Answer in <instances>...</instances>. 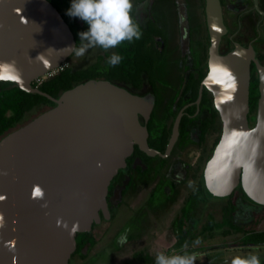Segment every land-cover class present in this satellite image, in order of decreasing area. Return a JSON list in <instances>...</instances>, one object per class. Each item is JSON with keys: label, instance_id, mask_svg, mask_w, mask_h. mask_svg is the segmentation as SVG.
Instances as JSON below:
<instances>
[{"label": "water", "instance_id": "obj_1", "mask_svg": "<svg viewBox=\"0 0 264 264\" xmlns=\"http://www.w3.org/2000/svg\"><path fill=\"white\" fill-rule=\"evenodd\" d=\"M252 3L264 16L259 0ZM203 11L207 72L195 102L200 103L203 88L208 90L221 123L220 138L204 165V186L210 195L226 197L240 185L247 201L264 206V64L251 44L232 36V48L220 51L228 32L220 0H204ZM75 44L48 0H0V81L55 103L0 139V264H67L76 235L90 231L101 214L109 218V185L134 146L165 158L178 140L184 107L174 118L164 152L149 146L145 123L155 100L150 93L88 79L55 98L32 85L62 66ZM252 64L259 98L250 125Z\"/></svg>", "mask_w": 264, "mask_h": 264}, {"label": "rangeland", "instance_id": "obj_2", "mask_svg": "<svg viewBox=\"0 0 264 264\" xmlns=\"http://www.w3.org/2000/svg\"><path fill=\"white\" fill-rule=\"evenodd\" d=\"M132 3V15L137 23L145 24L153 18L166 34L165 55L156 68L158 103L153 110V122L157 128L164 123L171 125L179 91L187 73L194 70L193 64L201 55L198 41L206 34L204 0H132ZM223 4L229 31H236L233 39L241 40L243 44L251 43L256 53H261L264 50V19L259 20L250 0H223ZM238 15L243 25L237 29L233 21ZM229 35H224L221 41V52L232 47ZM252 37L257 42L252 43ZM103 52L97 47L89 48L83 56L74 53L63 66L80 69L101 63V57L108 60L114 50H108L109 55ZM52 75L46 74L33 82L38 85ZM126 86L138 95L151 92L147 83L140 89ZM45 109L43 104L34 106L15 128ZM216 134L210 133L205 143L200 145L197 129L191 126L165 161L157 157L146 163L143 161L142 172L122 169L113 183L114 190L109 200L112 216L92 228L96 243L90 251L88 247L82 250L84 256L88 252L84 259L76 255L75 264H91L92 260L94 264H100L101 257L104 264H145L144 257L156 256L158 252L168 256L187 255L193 258V264H231L236 256L253 254L259 257L260 264H264V246L238 248L233 241L238 237L241 239L242 235L226 233V226L212 232L204 231V228L200 231L208 223L209 215L217 222L224 219V207L228 202L227 197L209 196L202 182L204 165L212 154ZM136 161L141 165L139 159ZM128 173H131V182L122 194ZM182 208H185L186 216L183 235L179 237L177 221ZM256 211L258 213H254ZM255 217L259 218L260 229H264V208L239 202L233 221L245 224ZM130 233L134 234L133 239H130ZM120 239L125 243L115 251L113 245ZM107 247L111 258L102 256Z\"/></svg>", "mask_w": 264, "mask_h": 264}, {"label": "trees", "instance_id": "obj_3", "mask_svg": "<svg viewBox=\"0 0 264 264\" xmlns=\"http://www.w3.org/2000/svg\"><path fill=\"white\" fill-rule=\"evenodd\" d=\"M61 14L62 18L70 27L74 39L76 41L77 47H79V36L78 33L82 31H87V25L76 17H69L66 14L67 9L70 7L71 0H48ZM252 0H250L251 2ZM222 5L223 1H222ZM255 10V9H254ZM204 12V11H203ZM139 24V23H138ZM142 36L140 39H134L133 42H122L116 48H114V53L122 57L120 63L115 66H110L108 60L105 57H101V63H95L91 66L73 69L70 65L62 66L61 69L57 71L56 74L52 75L48 79L43 80L38 85L35 82L32 83L33 86H37L40 90L48 93L52 97H58L64 90L72 88L74 85L86 81L88 79H106L116 84L118 83H128L132 85L135 89H140L144 82H146L150 89L151 93L154 94V108L155 109L158 103L157 96V74L156 68L158 62L164 58L165 50L161 47V42L156 40L157 36L165 37L164 29L160 27L156 20L148 19L145 24H139ZM229 43L232 45V41L228 39ZM208 34L204 35V39L198 41V46L201 50V55L196 59V62L193 64V71L187 73L183 86L179 91V96L176 101V108L174 112V117L171 121V125L164 123L161 127L157 128L153 122L154 120V111H152L150 118L145 123L149 136L148 144L150 147L164 152L166 144L168 142L172 123L178 111L183 109V115L179 124V141L186 135L189 127L193 126L197 129L198 132V141L200 145H203L210 133H217L213 141V149L217 144L221 128L219 115L213 105L212 95L208 90L203 88L202 97L199 104H196V99L198 96V88L201 80L205 76L206 69V60H207V48H208ZM232 48V47H231ZM101 51H105L99 48ZM258 60L264 64V50L261 53L257 54ZM69 59L66 60L67 63ZM64 63V64H65ZM250 85H249V113L248 120L250 125H253L255 122V113L257 107V100L259 98L258 93V80L257 72L255 66L251 65L250 73ZM43 104L46 106V109H49L55 105L53 101L47 97L40 95L38 93H29L20 89L17 85L10 81H0V139L6 135L11 130L15 129L17 123H19L25 113L31 110L34 106ZM45 109V110H46ZM44 111V110H43ZM42 111V112H43ZM41 113V112H40ZM38 115V114H37ZM36 115V116H37ZM144 123V121H143ZM157 131V132H156ZM177 143V144H178ZM212 149V151H213ZM140 156L142 160L146 163L149 161L151 156L146 155L142 152L138 146H134V151L131 156L126 159L127 170L130 164L132 163V157ZM157 158L165 161V158L155 156ZM125 168V167H124ZM122 168V169H124ZM125 168V169H126ZM119 169L118 173L122 170ZM143 170H140L142 172ZM131 174V173H130ZM118 174L112 179L109 185V191L107 200H109L113 192V182L116 179ZM130 177L127 180L124 188L121 193L124 194L130 185ZM203 182V180H202ZM204 186V182H203ZM204 190L205 186H204ZM206 193L210 195L207 191ZM216 197V196H214ZM227 197L228 202L224 207L225 217L222 221L217 222L214 220L212 215H209L206 225H204V230L212 232L213 229L217 227H225V232H241L242 236L240 242L244 243H253L259 244L264 243V231L252 232L251 229H244L243 226H240L233 222V216L237 208L238 202L241 203H250L247 201L242 193L240 185H238L235 190L229 194ZM224 198V197H216ZM262 206V205H261ZM264 208V207H263ZM186 216L185 208L181 209L179 222H178V236L182 237L183 235V219ZM258 217L253 219L251 228H256L258 223ZM95 224L92 225V227ZM254 230V229H253ZM248 231H251L248 233ZM88 241L90 245L95 244V239L90 233H78L76 235V250L80 251L85 242ZM145 264H155V256L144 257Z\"/></svg>", "mask_w": 264, "mask_h": 264}, {"label": "clouds", "instance_id": "obj_4", "mask_svg": "<svg viewBox=\"0 0 264 264\" xmlns=\"http://www.w3.org/2000/svg\"><path fill=\"white\" fill-rule=\"evenodd\" d=\"M133 7L132 0H71L66 14L83 21L87 25V31L78 33L80 46L75 44L70 49L77 56H83L89 48L98 47L108 51L122 42L131 43L134 39H140L142 32L132 15ZM121 59L120 55L113 53L107 62L110 66H115ZM16 75L19 78L18 71ZM155 264H193V258L187 255L168 256L158 252ZM231 264H260V260L257 255L248 254L234 257Z\"/></svg>", "mask_w": 264, "mask_h": 264}, {"label": "flooded vegetation", "instance_id": "obj_5", "mask_svg": "<svg viewBox=\"0 0 264 264\" xmlns=\"http://www.w3.org/2000/svg\"><path fill=\"white\" fill-rule=\"evenodd\" d=\"M221 1V3H222V1L223 0H220ZM222 7H223V5H222ZM259 7H260V9L261 10H263L264 11V0H259ZM250 8V7H249ZM251 8H253V3H252V1H251ZM254 9V8H253ZM256 11V10H255ZM256 13L259 15V20H262V19H264V16L263 15H261V14H259L257 11H256ZM225 13H224V11H223V17H224V22H225V24H226V26H227V28H228V32H227V34L226 35H228V34H230L229 35V37H228V39L230 38V36H232V39L234 38V36H235V32L236 31H234L233 33L232 32H230L229 31V29H230V26H228V23L226 22V15H224ZM204 20H205V18H204ZM242 19L240 18V15H238L235 19H234V21H233V23L234 24H236V28L238 29V28H240L242 25H243V23H242V21H241ZM258 20V21H259ZM206 27V26H205ZM236 29V30H237ZM164 33H165V31H164ZM223 38H224V36H223ZM222 38V39H223ZM156 40L157 41H159V42H161V47H162V49H164L165 50V48L167 47V40H166V34H165V37H164V39H163V36H157L156 37ZM234 40V39H233ZM238 41V40H237ZM239 42L240 43H242L241 42V40H239ZM251 42L252 43H255V42H257V39L255 38V37H252L251 38ZM243 44V43H242ZM249 44H251V43H249ZM244 45H248V44H244ZM252 45V44H251ZM253 46V45H252ZM254 47V46H253ZM221 51V50H220ZM256 51V50H255ZM75 52H73L70 56H69V58L74 54ZM103 54H108V51H104L103 52ZM256 54H258V53H256ZM109 55V54H108ZM108 55H106V57L108 56ZM99 56V55H98ZM68 58V59H69ZM144 83H146V82H144ZM144 83H143V85H144ZM119 85H121V86H123V87H125V88H127L128 90H129V88L126 86V85H129V86H131V87H133L132 85H130V84H128V83H118ZM142 85V86H143ZM148 85V84H147ZM149 86V85H148ZM134 88V87H133ZM130 91V90H129ZM132 92V91H131ZM148 93H150V94H152L151 92H148ZM148 93H145V94H142V95H146V94H148ZM153 96H154V94H152ZM155 98V97H154ZM178 99V98H177ZM182 109V108H181ZM141 123L143 124V120H141ZM178 141V140H177ZM176 141V143H175V145H174V147L173 148H175L176 147V145H177V142ZM172 151H173V149H172ZM171 151V152H172ZM171 154V153H170ZM170 156V155H169ZM168 157V156H167ZM136 159H139V161L141 162V165L139 164V163H137L138 161H136ZM141 159H142V157H140V156H135V157H132V163L130 164V166H128V168H131V169H135V170H137V171H139L140 172V170H143V167H142V164H143V160L141 161ZM145 164V163H144ZM127 167V165L125 166V168ZM124 168V169H125ZM120 173H121V171L118 173V176L120 175ZM129 175H130V173H128V178H127V180H129ZM117 176V177H118ZM116 177V178H117ZM126 180V181H127ZM116 181V179L114 180V182ZM113 182V183H114ZM114 188V187H113ZM114 190V189H113ZM112 194H113V192H112ZM112 194H111V196H112ZM111 196H110V198H111ZM211 197H214V196H211ZM110 198H109V200H110ZM214 198H216V197H214ZM224 198H226V197H224ZM109 200H107L108 201V209H109ZM239 203V202H238ZM241 203V202H240ZM255 206V205H254ZM256 206H259V207H264V206H261V205H257L256 204ZM236 212V211H235ZM254 213H258V211H256V212H254ZM234 215H235V213H234ZM112 216V214H111V211H110V209H109V218ZM180 217V216H179ZM234 217V216H233ZM108 218V219H109ZM108 219H105V218H103V216H102V214H101V221L100 222H102V221H104V220H108ZM179 219V218H178ZM253 220V219H252ZM99 222V223H100ZM178 222H179V220L177 221V226H178ZM234 222V221H233ZM252 222L253 221H251L250 223L248 222V223H245V224H238V225H240V226H243L244 227V229H251L252 230V232H257V231H264V229H260V224L258 223V225H257V227L256 228H251L250 226H251V224H252ZM208 223H209V221H208ZM235 223V222H234ZM97 224H95V226H96ZM95 226H93V227H95ZM92 227V228H93ZM92 228H91V230H92ZM204 227L202 226L201 227V229H200V231L203 229ZM221 228H223V227H217V228H215V229H213V230H216V229H221ZM91 230L90 231H88L87 233H90L91 235H92V233H91ZM199 231V232H200ZM205 231V230H204ZM207 231V230H206ZM208 232V231H207ZM251 231H248V233H250ZM82 233H86V232H82ZM240 235H242V233L241 232H238ZM229 234H235V232H230L229 231ZM134 235V234H133ZM133 235H132V233H130V239L132 238L133 239ZM93 236V235H92ZM94 238V237H93ZM234 242V245L235 246H237L238 248H247V247H255V246H264V243H259V244H253V243H244V242H240V238L238 237L237 238V241H233ZM95 243H96V241H95ZM124 243H125V240H116V243L113 245L114 246V250L115 251H119L121 248H122V246L124 245ZM94 245V244H93ZM93 245H90L89 243H88V241H86L85 242V244L82 246V248H81V250L80 251H77L76 249H75V251L71 254V256H70V258H69V260H68V263L67 264H75V260H74V258H76L75 256L76 255H79L80 257L82 256V258L84 259L85 257H87V254H88V252L86 253L85 252V256L84 255H82L83 254V249L84 248H86V247H88V249H89V251H90V249H91V246H93ZM226 246H228L227 244H225ZM113 252V251H112ZM110 253V248L108 249V247L107 248H105V253L103 254L102 253V256L104 257L105 255H108ZM109 256V258H111L110 257V255H108ZM107 256V257H108ZM93 261L94 260H92V262H91V264H94L93 263ZM99 263L100 264H104V262L102 261V257H101V259H100V261H99ZM90 264V263H89ZM108 264V263H107Z\"/></svg>", "mask_w": 264, "mask_h": 264}, {"label": "built area", "instance_id": "obj_6", "mask_svg": "<svg viewBox=\"0 0 264 264\" xmlns=\"http://www.w3.org/2000/svg\"><path fill=\"white\" fill-rule=\"evenodd\" d=\"M62 66H63V65H62ZM62 66H60L59 68L61 69ZM57 69H58V68H57ZM57 69H54V70H52L51 72H49V73H47V74L52 75V72H54V71L57 70ZM39 78H40V77H39ZM39 78H37V79H35V80H38Z\"/></svg>", "mask_w": 264, "mask_h": 264}, {"label": "snow or ice", "instance_id": "obj_7", "mask_svg": "<svg viewBox=\"0 0 264 264\" xmlns=\"http://www.w3.org/2000/svg\"><path fill=\"white\" fill-rule=\"evenodd\" d=\"M4 77H0V79H3ZM9 78H12V77H9ZM37 194H39V193H37Z\"/></svg>", "mask_w": 264, "mask_h": 264}, {"label": "crops", "instance_id": "obj_8", "mask_svg": "<svg viewBox=\"0 0 264 264\" xmlns=\"http://www.w3.org/2000/svg\"><path fill=\"white\" fill-rule=\"evenodd\" d=\"M150 19H153V18H150ZM153 20H155V19H153ZM146 23V22H145Z\"/></svg>", "mask_w": 264, "mask_h": 264}]
</instances>
